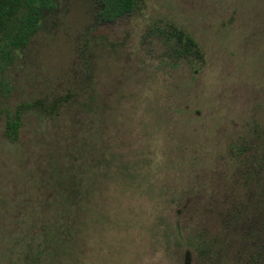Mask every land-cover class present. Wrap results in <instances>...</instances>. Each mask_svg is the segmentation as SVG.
Instances as JSON below:
<instances>
[{
  "label": "rangeland",
  "instance_id": "374dc122",
  "mask_svg": "<svg viewBox=\"0 0 264 264\" xmlns=\"http://www.w3.org/2000/svg\"><path fill=\"white\" fill-rule=\"evenodd\" d=\"M56 3L0 103V264H199L190 240L243 206L226 242L246 264L264 189L234 151L264 159V0H139L99 26L87 0ZM169 27L199 44L200 69L172 56ZM87 39L94 99L27 108L11 142L9 115L70 79Z\"/></svg>",
  "mask_w": 264,
  "mask_h": 264
},
{
  "label": "trees",
  "instance_id": "16d2710c",
  "mask_svg": "<svg viewBox=\"0 0 264 264\" xmlns=\"http://www.w3.org/2000/svg\"><path fill=\"white\" fill-rule=\"evenodd\" d=\"M87 1L93 10L94 26L114 23L118 19L134 13L139 5V0ZM56 10V0H0V103H8L13 94L16 80L11 77V74L20 55L30 47L46 19L54 16ZM165 38L170 44L172 56L177 61L197 67L196 70L201 68L200 64L204 61L202 50L199 44L184 30L169 27ZM89 44L90 39L82 44L81 58H79L70 79L66 76L67 80L47 90L41 101L32 106L20 107L12 116L9 115L6 135L11 142L15 143L19 138L23 112L27 108H37L43 116L52 118L58 115L61 105L70 103L80 96H85V93H88L89 101L94 99L93 84L91 83L93 68ZM47 100L52 103L49 107L45 106ZM259 142L264 148V140L259 138ZM256 146L257 144L250 143L246 144L245 148L235 147L234 158L241 162L243 156L247 154V160L243 162V177L248 183L258 184L260 188L264 189V159L261 158L259 161L258 166L261 168L253 161L252 155L248 160V152ZM262 198L264 199L263 192ZM247 215L248 212L244 213V206L242 209L235 207L229 215L230 217H222L221 229L217 233L210 235L208 232H200L197 233L200 235V239L192 238L190 240L189 245L196 252L199 264H228L226 238L229 239L230 236V225L233 229L232 244L237 247L239 245L238 226L242 224L243 219L247 221ZM259 232L260 226L257 224L250 233L253 238H256V241L248 246L251 253L247 254L246 264H264V237L257 240ZM185 264H193L190 252L186 255Z\"/></svg>",
  "mask_w": 264,
  "mask_h": 264
}]
</instances>
